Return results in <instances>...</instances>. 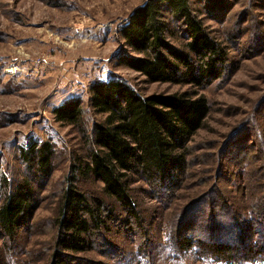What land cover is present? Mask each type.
<instances>
[{
    "label": "rangeland",
    "instance_id": "obj_1",
    "mask_svg": "<svg viewBox=\"0 0 264 264\" xmlns=\"http://www.w3.org/2000/svg\"><path fill=\"white\" fill-rule=\"evenodd\" d=\"M144 1L0 0V201L26 178L37 200L27 230L13 241L0 233V264H50L65 178L74 158L86 155L91 123L100 118L87 105L92 81L117 75L142 95L188 89L147 82L117 63L114 54L125 48L118 28ZM198 9L226 48L228 66L199 90L210 112L189 141L187 168L169 189L133 177L137 223L125 219L99 181L79 177V188L114 209L117 221L71 264H226L198 248L178 249L179 232L195 241L238 243L240 235H251L264 243V0H227L225 9L211 13ZM71 97L83 101L84 131L53 117V107ZM44 141L54 152L49 178L34 176L22 157L30 142Z\"/></svg>",
    "mask_w": 264,
    "mask_h": 264
},
{
    "label": "trees",
    "instance_id": "obj_2",
    "mask_svg": "<svg viewBox=\"0 0 264 264\" xmlns=\"http://www.w3.org/2000/svg\"><path fill=\"white\" fill-rule=\"evenodd\" d=\"M200 4L211 13L225 9L227 0H145L118 28L125 46L114 54L118 64L139 72L147 82L188 89L142 95L117 75L90 83L87 105L100 118L91 123L86 155L74 158L65 178L50 264H71L72 257L90 249L102 228L117 221L114 209L79 188V177L99 181L102 193L117 202L125 219L137 223L133 177L169 189L186 170L189 141L210 112L209 101L199 90L219 79L228 66L226 48L205 25L198 12ZM52 114L55 121L84 131L80 97L53 107ZM53 154L50 142H30L22 157L34 168V176L49 178ZM36 209L31 179L17 182L0 201V233L13 241L27 230ZM179 235L178 249L198 248L217 262H264V243L256 236L240 235L237 243L223 238L195 241Z\"/></svg>",
    "mask_w": 264,
    "mask_h": 264
}]
</instances>
